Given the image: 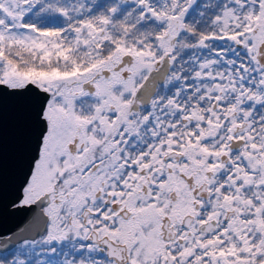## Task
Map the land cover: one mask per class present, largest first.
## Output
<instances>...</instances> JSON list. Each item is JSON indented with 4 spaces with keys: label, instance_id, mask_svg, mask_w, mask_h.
Listing matches in <instances>:
<instances>
[{
    "label": "snow or ice",
    "instance_id": "1",
    "mask_svg": "<svg viewBox=\"0 0 264 264\" xmlns=\"http://www.w3.org/2000/svg\"><path fill=\"white\" fill-rule=\"evenodd\" d=\"M0 264H264V0H0Z\"/></svg>",
    "mask_w": 264,
    "mask_h": 264
},
{
    "label": "water",
    "instance_id": "2",
    "mask_svg": "<svg viewBox=\"0 0 264 264\" xmlns=\"http://www.w3.org/2000/svg\"><path fill=\"white\" fill-rule=\"evenodd\" d=\"M19 159L13 135L10 114L6 115L3 128L0 129V176L5 187L10 191L17 179ZM15 220L4 213L0 217V229L13 227Z\"/></svg>",
    "mask_w": 264,
    "mask_h": 264
}]
</instances>
